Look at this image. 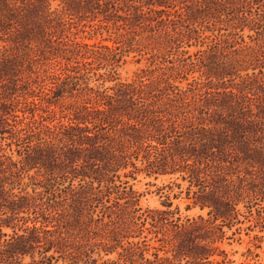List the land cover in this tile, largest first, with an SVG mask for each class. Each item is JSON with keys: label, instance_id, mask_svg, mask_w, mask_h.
Segmentation results:
<instances>
[{"label": "trees", "instance_id": "1", "mask_svg": "<svg viewBox=\"0 0 264 264\" xmlns=\"http://www.w3.org/2000/svg\"><path fill=\"white\" fill-rule=\"evenodd\" d=\"M229 2L237 4L236 28L248 31L250 41L240 35L241 48L230 55L215 42L200 60L207 78L226 79L228 85L196 97L172 83L177 91L164 98L147 91L151 86L145 83L138 88L119 81L101 90L87 81L80 89L85 101L73 107L74 121L60 123L58 129L36 120L25 123L26 117L15 122L20 101L14 104L11 98L31 88L37 63L27 59L28 53L0 51V264H229L225 257L217 258L226 256L217 245L225 235L224 224L217 221L237 219L245 197L233 189L229 175L218 172L214 177L209 169L211 161L223 168L233 153L249 160L256 154L264 158V0ZM14 7L1 0L0 16L10 18ZM38 30L45 34L44 27ZM11 42L15 46L19 40ZM39 44V55L57 53L46 42ZM216 53L224 57L221 65L214 59L206 62ZM69 68L76 74L73 86L90 80L89 71ZM73 86L71 90H79ZM60 87L51 89L55 97L62 96ZM47 98L49 107L57 105ZM86 122L97 125L92 130ZM45 131L49 141L43 140ZM137 171L147 176L180 174L189 181L188 198L194 206L210 208V217L183 220L171 203H165V209L143 210L140 194L122 179H135ZM193 187L197 190L190 196ZM147 222L169 247L164 255H146L141 244L148 245L146 236L140 239Z\"/></svg>", "mask_w": 264, "mask_h": 264}, {"label": "rangeland", "instance_id": "2", "mask_svg": "<svg viewBox=\"0 0 264 264\" xmlns=\"http://www.w3.org/2000/svg\"><path fill=\"white\" fill-rule=\"evenodd\" d=\"M9 1L15 7L12 8L13 16L10 18L0 16V51L10 48L17 56H22L23 53L27 56L28 53L27 59L30 57L37 63V73L32 74L33 78L30 79L31 88L21 89L11 98L14 104L20 101L15 108L19 109L16 112L19 118H15V122L26 117L25 123L36 120L37 124L44 123L51 129H58L60 123L74 121L73 107L82 105L85 101L80 89L86 86L87 81L90 87H99L101 90L102 85L112 87L119 81L134 83L138 88H143L141 84L145 83L151 86L147 91L152 89L153 93L162 94L164 98L168 93L177 91L171 87L172 83L188 95L194 94L196 97H200L199 94L205 90L214 91V87L226 86L229 84L228 81L224 83L226 79L205 76V66L200 64L201 55L206 57L215 42H220L230 55L235 49L241 48L240 35L250 41L248 31L243 34L236 28L238 24L233 14L236 13L237 4L229 2L232 0H225V5L217 4V0ZM110 1L105 5V2ZM150 1H155V4H149ZM160 1H163L162 5L159 4ZM85 6L87 8H83ZM105 10L106 12H102ZM35 22L41 28L44 27L45 34L40 33ZM15 39L19 42L14 46L11 41ZM39 40L46 42L49 49L57 53L49 52L45 57L39 55ZM62 48L66 49L58 52ZM219 56L216 53L206 62L214 59L221 65V58L224 57ZM76 66L81 68L82 73L89 71L88 76L91 78L86 81L78 80L79 85L73 86L77 81L73 78L76 74L67 70V67L73 69ZM24 81L23 79L20 84ZM59 86V91H63L62 96L55 97L53 92ZM72 86L79 90H71ZM210 86L213 88H209ZM47 97L58 101L57 105L49 107ZM254 103L258 101L255 100ZM21 108L26 109L25 114ZM188 115L191 120L193 115ZM194 115L198 116L196 110ZM192 120L198 122L197 117ZM86 124L92 130L97 125L92 122ZM21 125L23 124H18V127L21 128ZM47 133L45 131L41 135L44 136L43 140L49 141L51 138ZM13 148L15 149V145ZM253 157V160H249L242 154L233 153L223 163V168L217 167V163L213 161L210 163L209 170L214 177L218 172L229 175L233 180V189L240 191L241 197H245L238 205L241 214L237 219L217 221L224 224L225 231L217 245L226 253V256L217 258L225 257L229 264H264V193H261L264 186V158L257 154ZM137 164L139 168H143L140 162ZM35 173V170L30 172L33 176ZM134 176L135 179H122L128 181V185H132L140 194V206L143 210L165 209L164 204L171 203V209L183 220L200 215L210 217V208L194 206L188 198L189 181L183 180L180 174L147 176L146 172L137 171ZM67 184L68 181L60 186L62 190ZM29 190H32L31 186ZM42 190L43 188L39 189ZM62 190L60 193L64 195ZM193 190L197 188H192L190 196L194 195ZM115 197L116 194L111 195L112 199ZM57 200H61V197ZM146 227L140 239L142 241L143 236H146L148 245L141 243L147 249L146 255L152 256L154 252L164 255L169 247L158 240L162 234L156 236L155 229L152 230L149 222ZM183 264H186L185 261Z\"/></svg>", "mask_w": 264, "mask_h": 264}]
</instances>
